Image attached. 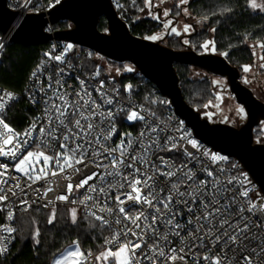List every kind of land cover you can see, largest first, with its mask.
I'll use <instances>...</instances> for the list:
<instances>
[{
    "label": "built area",
    "instance_id": "1",
    "mask_svg": "<svg viewBox=\"0 0 264 264\" xmlns=\"http://www.w3.org/2000/svg\"><path fill=\"white\" fill-rule=\"evenodd\" d=\"M63 0H7L8 7L16 12V19L11 27L12 32L15 30L22 20L29 14L47 13ZM114 2V0H113ZM118 5V3H117ZM115 5V7L117 6ZM46 33L54 34L57 30L55 25H48L45 28ZM10 35L0 36V57L3 53L5 46L10 42ZM46 49L41 51V57L39 64L32 70L29 75L25 88L21 93L12 91L11 89L2 87L0 85V94L11 93L12 99H8L7 96L4 97L6 101L4 109L0 111V119H3L4 123L8 124L6 121L7 116L11 107L20 99H23L26 105L32 110V117L29 120L27 126L22 131H16L9 124L8 126L13 130L16 136L13 137L14 142L19 141L22 146L16 149V155H0V165L6 166V174L0 177V196L6 195L7 199L0 201V248L5 249L0 252V257L5 258L9 255L14 242H15V232H16V218L20 214H23L30 210L31 208H36L40 210H49L56 208L58 206H69L75 208L81 215L91 218L101 225V221L96 220L95 217L90 215L91 212H95L96 215L103 216L109 221L107 225H101L105 230L106 234L103 239V246L101 251L106 249L116 250L119 243L126 242V239H132L134 243H140L134 237L125 238L123 235L118 237L116 243H107L106 240H113L117 233L121 232L124 225L132 227L130 221L123 219V214H120L118 209L120 205L117 204L115 197L121 193L131 192V189L125 184L123 188L118 186L119 183H124L122 177H112L107 176L106 172L110 169L97 168L92 161L100 162L103 157L93 156L92 152L99 148V145L95 143V137L100 134L103 130V135H108L111 131L112 126L115 127V132L112 133L111 138L104 140L100 138V143L105 145V147H116L120 144L121 140L127 144L129 140L132 141V147L128 149L129 155H139L142 152V146L139 141L140 133L142 131H147L148 128L159 126L157 132L151 133V135L144 140V144H147L150 140L159 138L160 144L164 143L165 137L172 138V142L177 144L176 149L173 151H159L158 149H153L149 153L151 160L159 166V157H164L168 160L171 169L164 168V171L172 170L176 171L181 165H186L187 167L177 172L176 177H172L171 180L166 181L164 177H158L157 183L154 184L156 192L162 185L167 184L170 187L172 182H176L177 177L182 175L183 171L191 169L194 174V179L197 181L208 180L212 181L214 178L218 177L220 179V184L218 187L227 188L228 191L224 192L220 196L221 205L229 204L231 209H237L243 207L245 209L244 215L249 217L250 224H256L258 222H264V210L260 209V205L264 203V194H262L258 183L250 176V174L244 169L242 162L239 158L230 151L225 149H215L214 146L208 142L200 139L195 131L186 125L184 120L175 112L170 100L163 96L159 89L153 84L154 88L146 89V82H150L148 79L143 77L137 71L134 72L133 76L124 78L114 77L109 73L105 74L101 71L100 65L94 69H88L82 65L83 60H96L99 56L97 53L83 48L81 46H75L70 43H66L59 40H51L48 43ZM71 45V48L68 46ZM60 56L61 60H56L55 57ZM132 75V74H129ZM128 76V75H126ZM59 80L60 84L56 81ZM81 81L84 82L83 88L90 93V98L96 101V104L100 105L97 109V114L92 118V121L97 127L93 130V135L91 137L93 143L91 146L87 144V139H82L78 141H69V149L75 146V143H80L87 150V156L85 157L84 164H75L74 168H67L63 173H59L55 176L51 174L53 170L59 171L54 162H49L48 175L42 179L36 180L35 182L28 179L24 173H20L16 170V165L19 163L20 159L27 155L28 152H39L43 151L46 155L55 156L58 152L64 151L59 148V142L53 141L51 137L46 135H41L40 128L47 125L48 113H46V108H51V102L60 104L61 101L56 99L57 95H64L65 100L69 103L78 99L76 96L77 92L83 94V89L81 86ZM103 82V88L101 92H97L100 88V84ZM51 84L52 87L49 88L48 85ZM62 85V87H61ZM59 89V92L56 90ZM52 98L49 104H45V101ZM84 99H89V97H84ZM111 99L112 103L108 104L107 100ZM35 100V103H33ZM2 102V101H0ZM83 103V101H81ZM111 111L113 116L111 119H104V116ZM132 111H137L141 116L144 117L143 120H132L127 119L128 115ZM90 110H85V114H89ZM103 113L104 115H101ZM55 126L59 127V122L55 121V114L52 113ZM67 122V121H66ZM81 123H86L81 121ZM32 125H35V129L31 132L30 137H25L22 135L27 132ZM71 127V125H69ZM0 148L7 152L13 147V144L4 145V138L11 133H7L3 125L0 124ZM56 135H63V129L61 128ZM24 141H27L26 143ZM190 141H195L196 147H193ZM191 153V156L186 155ZM71 153H69L70 155ZM106 155V153H104ZM118 155V153H114ZM212 155L221 157L223 159L213 160ZM79 157V153H77ZM104 164H108L109 160H103ZM127 163V161H125ZM87 165V167L85 166ZM143 167L140 164L136 165ZM44 167L43 159H40L39 164L36 165L37 174L39 169ZM75 168H79L80 171L76 172ZM121 172L129 173L132 169H127L121 167ZM4 168H0V172H4ZM208 171L213 172V177L207 175ZM93 172L97 173V177L93 180H89L88 184L77 189L75 186L80 183L86 176L91 175ZM101 174H103V179H101ZM131 179V177H129ZM143 179V177H141ZM231 179L232 183L228 184L227 181ZM3 181H6L3 182ZM151 183V182H150ZM191 181H187L186 177L180 184V191H185L188 184ZM19 184L20 187L16 188L15 185ZM71 184L73 190L68 192L67 186ZM28 185H31L29 187ZM95 185L97 191H91L90 186ZM109 185H117L116 187H109ZM193 188L196 187L195 184L192 185ZM51 188V191H47V195L44 193L47 189ZM104 188L105 192L100 193L99 189ZM11 189V191H9ZM147 194L148 189L143 190ZM244 191L248 192V197H244L242 193ZM15 192V195H13ZM61 195H66L67 200H58L57 197ZM163 195V193H161ZM86 196L92 197L90 200H85ZM235 197L233 201L231 198ZM227 198V199H226ZM27 200L30 207L21 204L22 200ZM121 199L124 200L125 196L121 195ZM181 199L180 197H174L173 209L179 208L181 210V215L176 217L177 221L181 224L186 225V227L181 231L182 236H186L189 229L195 227L194 216L199 215V211H195L191 215L187 212L183 204H175V200ZM85 200L84 204L80 201ZM255 201L256 208L253 212H248L249 208L248 201ZM51 201L52 203H49ZM76 201V203H72ZM44 205H47L45 207ZM199 205V201L193 207L196 208ZM100 206L111 207L113 212L111 214L107 212H99L98 208ZM129 215L135 214L139 211H143L145 215L149 217L147 223H151V215L154 211L152 208H148L146 205L133 204L132 201H126L123 205ZM27 208V210H25ZM9 213L13 214V219L9 220ZM254 213V214H253ZM121 219V224H116V219ZM193 218V224H187V221ZM4 226L12 227L15 229L14 232L8 233L4 231ZM158 228L160 233L166 231L169 232V240L171 244L166 241H160V247L164 250L166 255L168 254L169 247H175L179 249L182 247L180 238L171 234V232L165 228L162 223L158 222ZM142 227L146 225L142 222ZM136 231H140L136 229ZM253 232L256 235V239L251 240L250 247H257L264 240V229L253 228ZM154 239L151 232H145V240L150 246ZM190 242V238L185 240V244ZM197 243H199L197 241ZM205 246L193 249L196 253L195 259L192 253H188L187 248H185V259L184 261L176 260L169 261L163 257L155 256V254L148 250V247H143L136 249V259L139 260L140 264H152V261L144 259L142 253H147L148 256H154L155 264H196V260H199V264H211L210 261L203 260L204 256H215L217 253L221 252L220 246L217 245L215 248L208 243L206 240ZM211 248V251L208 249ZM86 259L83 264H97L95 253L92 251L83 252ZM91 255H88V254ZM231 255V253H229ZM239 258V257H238ZM135 264V262H134Z\"/></svg>",
    "mask_w": 264,
    "mask_h": 264
},
{
    "label": "snow or ice",
    "instance_id": "2",
    "mask_svg": "<svg viewBox=\"0 0 264 264\" xmlns=\"http://www.w3.org/2000/svg\"><path fill=\"white\" fill-rule=\"evenodd\" d=\"M184 2V0H182ZM249 6L253 9L260 8L264 10V3H257L256 0H249ZM167 14V13H165ZM206 19V17H205ZM187 30V28L185 29ZM175 31V29H173ZM260 47H264V44H260ZM71 48V45L68 46ZM205 48L208 47V44L204 45ZM56 60H61L60 56L55 57ZM249 69L246 67L245 71ZM57 84H60V81H56ZM84 82L81 81V86L83 89V94L77 92V100L69 103L65 100L66 93L64 95H57L56 99L61 101L60 104L51 102L52 98L45 101V104L51 102V108H46V113H48V121L46 126L40 128L41 135H46L51 137L53 141H62L59 142V148L64 151L58 152L55 156L46 155L43 151L39 152H28L26 156L20 159L19 163L16 165V170L24 173L29 180L35 182L36 180L42 179L47 176L49 162H54L58 168V172L53 170L51 174L53 176L63 173L67 168H74L75 164H84L85 157L87 156V150L84 149V146L80 143H75V146L69 149L68 142L71 140L73 142L87 139V144L92 145L93 141L91 139L93 135V130L97 127L92 121V118L97 114V109L100 105L96 104L95 100L90 98V93L83 88ZM49 88L52 87L51 84L48 85ZM62 87V85H61ZM103 88V82L100 84V88L97 89V92H100ZM59 92V89L56 90ZM7 96L8 99H12L11 93L0 94V111L4 109L6 101L4 97ZM89 97V99H84V97ZM83 101V103H81ZM35 103V100H33ZM108 104L112 103V100H107ZM90 110L89 114H85V110ZM55 114V121L59 122V127L55 126L53 115ZM101 115H104L101 113ZM113 113L109 111L104 119H111ZM127 119L132 120H143L144 117L141 116L137 111H132ZM86 123H81V121ZM67 121V122H66ZM0 124L3 125L8 135L4 138V145L13 144V147L5 152L0 148V155H16V149L21 147L22 144L17 140L14 142L13 137L16 136L13 130L4 123L3 119H0ZM71 125V127L69 126ZM158 125L156 127L148 128L147 131H142L140 133L139 141L142 146V152L139 155H129L128 149L132 147V141L129 140L127 144L121 140L120 144L116 147H105V145L100 143V138L104 140L110 139L113 132H115L114 125L111 128V131L108 135H103V130L100 134L95 137V143L99 145V148L92 152L93 156L103 157V160H109L108 164H104L103 160L100 162L92 161L97 168L110 169L106 172L107 176L117 177L120 176L123 178L124 183H119L118 186L123 188L125 184L131 189V192H125L117 195L115 200L118 205H120L118 211L120 214H123V219L130 221L132 227L124 225V228L121 229V232L117 233L113 240H106L107 243H116L118 237L123 235L125 238L131 237L136 238L140 243H134L132 239H126V242L119 243L115 251L112 249H106L104 252L100 253L96 257L97 261H103L104 264H109L111 258L114 261V264H140L139 260L136 259V249L143 247H148V250L153 252L155 256L163 257L169 261L185 259V248H187L188 253H192L193 258L195 259L196 253L193 252V249L198 247L205 246V241L215 248L217 245L220 246L221 252L213 256H204L203 260L210 261L211 264H264V240L261 241V244L257 247H250L251 240L256 239V235L253 232V228L264 229V222H258L256 224H250L249 217L244 215L245 209L241 206L237 209H231L229 204L221 205L220 196L227 192V188L218 187L220 184V179L218 177L214 178L212 181L202 180L197 183L194 179V174L191 169L183 171L182 175L177 177L176 182H172L170 187L167 184L162 185L159 189V192H156L154 184L157 183L158 177H164L166 181L171 180L172 177L177 176V172H180L182 169L186 168V165H181L180 168H177L176 171L168 170L164 171V168L171 169V165L168 160H165L164 157H159V166L151 160L149 153H151L155 147L159 151H173L176 149L177 144L172 142V138L165 137L164 143L160 144L159 138L150 140L147 144H144V140L147 139L151 133L157 132ZM63 129V135L58 136L56 133ZM35 129V125H32L30 129L23 133L25 137H30L31 132ZM2 135V134H0ZM25 143L27 141H24ZM193 147H196L195 141H190ZM186 152V150H185ZM69 153H71L69 155ZM79 153V157H77ZM106 153V155H104ZM118 153V155H114ZM186 155L191 156V153ZM43 159L44 167L39 169L37 174L36 165L39 164L40 159ZM211 158L215 161L217 159H223L212 155ZM127 161V163H125ZM140 164L143 167H137L136 165ZM87 167V165H85ZM121 167L132 169V172L123 173L121 172ZM0 168H4V172H0V177L5 176L6 166L0 165ZM76 172H79V168H75ZM97 173L93 172L91 175L86 176L80 183L75 187L77 189L88 184L89 180H93L97 177ZM207 175L213 177V172L208 171ZM131 177V179H129ZM143 177V179H141ZM191 181V184L187 185L185 191H180V184L184 181ZM101 179H103V174H101ZM6 183V181H3ZM151 182V183H150ZM228 184L232 183V180L227 181ZM195 184L196 187L193 188L192 185ZM31 187V185H28ZM117 185H109V187H116ZM16 188H19L20 185L16 184ZM148 189L147 194L144 193V189ZM91 191H97L95 185L90 186ZM49 188L45 191L44 195H47V191H51ZM68 192L73 190V186L69 184L67 186ZM11 191V189H9ZM100 193H104L105 189L100 188ZM163 193V195H161ZM15 195V192H13ZM121 195L125 196V199H121ZM244 197H248V192L244 191L242 193ZM174 197H180L181 199L175 200V204H183L187 212L191 215L195 211H199L200 214L194 216L195 227L189 229L186 236L181 235V231L186 227V225L181 224L177 221L176 217L181 215V210L179 208L173 209ZM7 199L6 195L0 196V201ZM58 200H67L66 195H61L57 197ZM92 197L86 196L85 200H90ZM227 199V198H226ZM233 201L235 197L231 198ZM85 200L80 201L81 204L85 203ZM126 201H132L133 204H142L146 205L148 208L154 209L151 215V223H147L149 217L145 215L143 211H139L135 214L129 215L128 211L125 210L123 205ZM199 201L198 207L194 208L193 206ZM49 203H52L49 201ZM76 203V201H72ZM249 208L248 212H253V209L256 208L255 201H248ZM21 204L30 207L28 201L22 200ZM47 207V205H44ZM260 209L264 210V203L260 205ZM27 210V208L25 209ZM99 212H107L111 214L113 209L111 207L100 206L98 208ZM254 214V213H253ZM90 215L95 217L96 220L101 221V225H107L109 223L103 216L96 215L95 212H91ZM9 220L13 219V214L9 213ZM55 219V211L53 210L52 216L49 219L51 224ZM71 219L73 223H76V209H71ZM142 222L146 227H142ZM158 222L162 223L166 229H168L172 235L179 237L182 247L179 249L175 247H169L168 254L160 247V241H166L168 244H171L169 240V232L164 233L159 232ZM116 224H121V219L115 220ZM187 224H193V218H190L187 221ZM139 229L140 231H136ZM4 231L12 233L15 231L12 227L4 226ZM151 232L154 237L153 243L149 246L145 240V232ZM36 235H38V230ZM190 238V242L185 244V240ZM197 241L199 243H197ZM75 246L74 249L66 250L62 260H56L54 264H67L69 258L73 259V264H83V261L86 259L85 254L82 253L79 249L78 243L73 242ZM5 249L0 248V252H3ZM211 251V248L208 249ZM231 253V255H229ZM88 255H91L90 253ZM144 259L152 261V264H155L154 256H148L147 253L141 254ZM239 257V258H238ZM196 264H199V260H196Z\"/></svg>",
    "mask_w": 264,
    "mask_h": 264
},
{
    "label": "water",
    "instance_id": "3",
    "mask_svg": "<svg viewBox=\"0 0 264 264\" xmlns=\"http://www.w3.org/2000/svg\"><path fill=\"white\" fill-rule=\"evenodd\" d=\"M16 16L7 0H0V33L10 35L11 43L35 46L55 39L89 49L115 63H130L170 100L175 112L200 139L215 149L236 155L264 194V144L254 141V129L264 121V102L241 82L239 69L226 57L200 54L192 49L174 50L133 35L118 15L113 0H63L47 13L27 15L9 34ZM102 17L107 22L106 32L98 28ZM60 22H69L71 27L54 34L46 33V26ZM175 64L196 67L225 78L237 103L245 109L246 123L237 128L203 118L185 101Z\"/></svg>",
    "mask_w": 264,
    "mask_h": 264
},
{
    "label": "trees",
    "instance_id": "4",
    "mask_svg": "<svg viewBox=\"0 0 264 264\" xmlns=\"http://www.w3.org/2000/svg\"><path fill=\"white\" fill-rule=\"evenodd\" d=\"M136 2L139 3L141 0H114V5L118 3L116 6L118 15L127 23L132 34L145 38L154 32L155 26L148 20L134 19L137 13L130 9V6ZM189 9L197 19L207 22V26L212 25L216 28V47L220 52L227 53L226 59L232 66L236 67L237 64H246L252 60L249 50L244 47L246 40L264 44V14L252 12L249 0H193L189 4ZM70 27L69 22L55 25L57 31ZM98 28L102 32L107 31L104 17L100 19ZM201 33L205 34L204 31ZM201 33H196L194 37ZM47 46V43L24 46L8 42L0 57V85L21 93L32 70L40 62L41 51ZM167 47L181 50L172 43ZM102 58L83 60L82 65L94 69L99 66ZM175 68L180 78L184 99L195 109L194 103L203 101L208 93L202 89L203 85L197 86L186 78L188 66L175 64ZM100 69L104 71L101 66ZM133 75L134 73L124 78ZM145 88L151 89L154 86L151 82H146ZM32 114L25 101L20 99L11 107L6 121L16 131H22ZM71 209L73 208L69 206H58L49 210L31 208L17 216L14 245L7 257H0V264H52L54 258L74 241L80 245L83 252L101 251L106 230L95 220L83 215L73 223ZM53 210L55 219L50 224L49 219Z\"/></svg>",
    "mask_w": 264,
    "mask_h": 264
},
{
    "label": "rangeland",
    "instance_id": "5",
    "mask_svg": "<svg viewBox=\"0 0 264 264\" xmlns=\"http://www.w3.org/2000/svg\"><path fill=\"white\" fill-rule=\"evenodd\" d=\"M193 0H141V2L132 3V10L136 11L134 16L136 20H148L155 26L152 34L146 35L145 39L160 42L165 46L170 43L181 50L192 49L200 54H219L224 57L226 52H220L216 47L215 31L212 25L207 26V22L197 19L191 14L189 4ZM257 3H264V0H256ZM251 8V7H250ZM254 13L264 14V10L260 8L253 9ZM167 13V14H165ZM187 28V30H185ZM175 29V31H173ZM205 34H202L203 32ZM196 33H201L194 37ZM208 44L205 48L204 45ZM258 41L244 42L252 55V60L246 64H237L239 69L241 82L250 88L254 95L264 102V47ZM180 46V47H179ZM99 65L103 68L105 74L109 73L114 77H122L133 74L136 70L130 63H115L106 58H102ZM248 71H245V68ZM186 78L193 81L195 85H203L202 89L206 91L203 101L194 103L196 111L201 113L203 118L208 119L211 123H224L240 128L246 123L247 115L245 109L237 103L234 95L229 89V85L225 78L210 74L196 67L188 66L186 69ZM196 86V87H197ZM255 143L264 144V121H262L254 129ZM22 173V172H20ZM77 219L81 214L76 210ZM80 251V245L78 244ZM71 244L57 255L52 264L56 260H62L66 250L74 249ZM104 251L94 252L97 257ZM74 258H69L67 264H73ZM97 264H104L103 261H97ZM109 264L114 261L109 260Z\"/></svg>",
    "mask_w": 264,
    "mask_h": 264
},
{
    "label": "bare ground",
    "instance_id": "6",
    "mask_svg": "<svg viewBox=\"0 0 264 264\" xmlns=\"http://www.w3.org/2000/svg\"><path fill=\"white\" fill-rule=\"evenodd\" d=\"M11 32H12V29H10L9 34H11Z\"/></svg>",
    "mask_w": 264,
    "mask_h": 264
}]
</instances>
